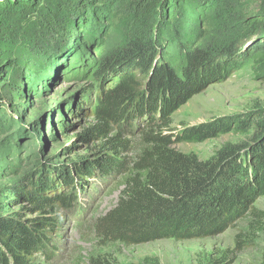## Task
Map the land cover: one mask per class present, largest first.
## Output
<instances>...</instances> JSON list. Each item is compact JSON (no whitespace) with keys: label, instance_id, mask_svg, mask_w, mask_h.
I'll return each instance as SVG.
<instances>
[{"label":"trees","instance_id":"16d2710c","mask_svg":"<svg viewBox=\"0 0 264 264\" xmlns=\"http://www.w3.org/2000/svg\"><path fill=\"white\" fill-rule=\"evenodd\" d=\"M135 1L138 7L159 10L160 19L165 20L169 7L178 11L185 2L197 0ZM262 6L260 17L249 23L244 36L230 38L228 45L222 43L217 50L187 48L181 66L163 61L156 43L138 44L129 60L102 63V69L95 72L101 87L109 81L117 83L100 91L92 122L81 136L85 142L100 144L102 156L93 166L77 163L73 168L76 177L57 170L49 177L31 180L18 191L36 214L25 221L22 214H0V264H35L36 255L54 256L50 245L56 223L51 213L76 206V190L94 176L96 169L108 176L125 172L129 162L121 156L131 144L126 137L134 136L137 128L144 151L133 164L135 175L128 181L118 206L102 220L100 228L107 240L137 246L165 239H201L223 232L252 212L257 199L264 195V124L257 127L253 144H228L211 159L202 161L176 146L204 143L236 129L246 131V123L229 117L177 133L171 119L208 86L224 82L242 68L245 58L241 56L264 36ZM95 10L92 0H0V91L7 95L19 93L20 78L47 73L41 61L44 57L50 59V42L81 40L77 26ZM171 16L176 19L177 12ZM243 41H247L244 47ZM233 45L240 46L238 52ZM90 264L117 263L98 258ZM138 264L160 263L146 259Z\"/></svg>","mask_w":264,"mask_h":264},{"label":"rangeland","instance_id":"374dc122","mask_svg":"<svg viewBox=\"0 0 264 264\" xmlns=\"http://www.w3.org/2000/svg\"><path fill=\"white\" fill-rule=\"evenodd\" d=\"M92 2L97 17L91 12L90 17L80 21L76 31L81 40L50 42V59L44 57L41 61L47 73L20 78L19 93L7 95L0 91L1 215L22 214L23 221L30 220L36 213L18 191L31 180L49 177L57 170L74 175L77 163L93 166L102 156L100 144L81 139L92 122L100 91L117 83L109 81L101 87L95 72L102 69V63L129 60L138 44L156 43L163 61L181 66L187 48L217 50L230 38L244 36L249 23L260 17L264 4V0L188 1L178 11L169 7L166 19L161 20L159 10L138 7L135 0ZM175 11L176 19L171 16ZM238 46L233 45L237 52ZM241 57L245 58L241 69L224 82L208 86L174 114L171 122L179 133L230 117L244 121L247 130L236 129L204 143H181L176 146L180 152L207 161L228 144L247 147L255 141L257 127L264 124V36ZM135 132L134 136L127 135L131 144L121 156L129 162L125 172L108 176L96 169L81 189H75L76 206L51 213L56 223L50 245L54 256L36 255L35 264H90L98 258L117 264H138L146 259H156L160 264H264V195L254 204L253 215L249 212L217 235L137 246L103 237L102 220L118 206L128 181L135 175L133 164L144 151L138 128Z\"/></svg>","mask_w":264,"mask_h":264}]
</instances>
